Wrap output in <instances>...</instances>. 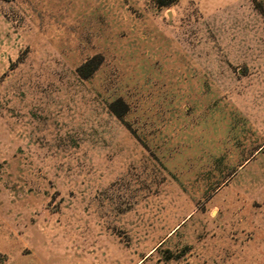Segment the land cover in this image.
Returning <instances> with one entry per match:
<instances>
[{
	"label": "rangeland",
	"instance_id": "374dc122",
	"mask_svg": "<svg viewBox=\"0 0 264 264\" xmlns=\"http://www.w3.org/2000/svg\"><path fill=\"white\" fill-rule=\"evenodd\" d=\"M0 264H264V0H0Z\"/></svg>",
	"mask_w": 264,
	"mask_h": 264
},
{
	"label": "trees",
	"instance_id": "16d2710c",
	"mask_svg": "<svg viewBox=\"0 0 264 264\" xmlns=\"http://www.w3.org/2000/svg\"><path fill=\"white\" fill-rule=\"evenodd\" d=\"M178 0H155V3L157 5L158 8H165V7H168L172 4H174L175 2H177ZM96 66L93 67L91 70H89L88 73L86 74H83L82 70H83V67L79 68L78 71L80 72V75L83 77V78H87L92 72H94Z\"/></svg>",
	"mask_w": 264,
	"mask_h": 264
}]
</instances>
